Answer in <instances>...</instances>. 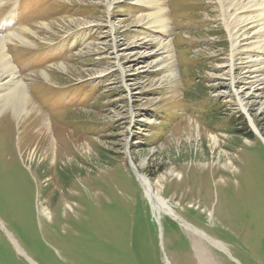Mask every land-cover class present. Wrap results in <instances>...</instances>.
I'll use <instances>...</instances> for the list:
<instances>
[{
  "label": "rangeland",
  "instance_id": "374dc122",
  "mask_svg": "<svg viewBox=\"0 0 264 264\" xmlns=\"http://www.w3.org/2000/svg\"><path fill=\"white\" fill-rule=\"evenodd\" d=\"M107 1L0 3L30 99L21 120L0 100V264H264L258 19L238 29L230 74L217 0H163L154 36L170 52L145 41V6ZM129 158L174 218L150 208Z\"/></svg>",
  "mask_w": 264,
  "mask_h": 264
},
{
  "label": "bare ground",
  "instance_id": "6f19581e",
  "mask_svg": "<svg viewBox=\"0 0 264 264\" xmlns=\"http://www.w3.org/2000/svg\"><path fill=\"white\" fill-rule=\"evenodd\" d=\"M5 0H0L2 3ZM135 4L145 6V8L150 12L145 17L140 16L137 18L136 24L141 25L144 24L147 28H153L155 31H152V36L144 37L146 42H153L159 46V51L165 49L170 52L171 44L170 42H163L162 40L159 42L156 40L155 33H166L168 29V20L164 17L166 9L163 7V0H135ZM107 11L109 12L113 6L112 3H108L106 0ZM220 12H221V20L223 26L228 34V38L231 44V56L229 60V72L232 74L233 68L236 65L234 63V55L237 52V46L240 44L238 29L244 26H248L249 24H256L258 19V26L260 33L264 32V0H217ZM233 11V13L231 12ZM246 13L247 15H243ZM12 16V14H10ZM255 16V17H254ZM29 31V30H28ZM11 37H18L20 40L22 36L17 33H11L6 37H0V91H4L5 89H10L8 94L2 95L0 100L2 101L1 111L9 107L11 108L12 113L14 114L17 120H21L23 115L27 114V105L30 102L29 95L27 91V86L23 82L20 74L11 66L8 54L6 51V43L9 41ZM261 44V56L259 58L251 59L249 61L250 65H262L264 64L262 56H264V34L263 40L257 44V46ZM144 54V53H143ZM147 55V54H146ZM250 58V55L247 54ZM168 60H171L172 55L167 54ZM145 59V58H144ZM169 67V66H168ZM47 76V75H45ZM48 78V77H47ZM4 79H6L4 81ZM232 87L234 84V79L231 77ZM12 89V90H11ZM8 92V91H7ZM11 98V99H10ZM240 103L241 101L238 100ZM11 102V103H8ZM244 112H246L245 108H242ZM44 121V120H43ZM249 124L252 130L261 138L257 128L254 125V122L251 118H248ZM44 129V128H43ZM39 134V133H38ZM46 134V132H45ZM40 136V135H39ZM45 137V136H44ZM263 140V138H262ZM264 141V140H263ZM131 161V159H130ZM139 168V167H138ZM134 166L136 174L138 175L139 182L143 187V190L149 199L152 209L154 212L161 214L166 213L172 215V211L170 212L167 209V206L163 202V200L158 196L156 191L154 190L152 184L149 180L139 172V169ZM20 252V250H18ZM202 260V258H201Z\"/></svg>",
  "mask_w": 264,
  "mask_h": 264
},
{
  "label": "water",
  "instance_id": "95a60500",
  "mask_svg": "<svg viewBox=\"0 0 264 264\" xmlns=\"http://www.w3.org/2000/svg\"><path fill=\"white\" fill-rule=\"evenodd\" d=\"M255 133V132H254ZM257 135V134H256ZM263 142V144H264V141H262ZM129 161H130V158L128 159ZM130 169H131V171H132V173H133V175H134V177H135V179H136V181L140 184V182H139V179H138V175L136 174V171H135V169H134V165H133V163L130 161ZM140 186H141V184H140ZM141 188H142V190H143V187L141 186ZM144 191V190H143ZM145 193V192H144ZM145 196H146V194H145ZM147 197V196H146ZM147 200H148V202H149V206H150V208L152 209V206H151V203H150V201H149V199L147 198ZM167 209L171 212V210L167 207ZM153 210V209H152ZM163 215H165V216H167V217H171V215H169V214H166V213H162ZM159 215V214H158ZM173 215V214H172ZM156 223H157V225H159V222L158 221H156ZM161 236H162V232H161V230H159V239H160V241H161ZM8 240H9V242L11 243V245L13 246V248H14V250H15V252H16V254L17 255H19V256H23L22 254H20L19 253V251H18V247H17V245L15 244V242H14V240H12V239H9L8 238ZM160 248H161V242H160ZM24 257V256H23ZM166 264H169L168 262H166Z\"/></svg>",
  "mask_w": 264,
  "mask_h": 264
},
{
  "label": "trees",
  "instance_id": "16d2710c",
  "mask_svg": "<svg viewBox=\"0 0 264 264\" xmlns=\"http://www.w3.org/2000/svg\"><path fill=\"white\" fill-rule=\"evenodd\" d=\"M175 226V225H174ZM183 242L186 244L188 243L187 240L185 238H183Z\"/></svg>",
  "mask_w": 264,
  "mask_h": 264
}]
</instances>
